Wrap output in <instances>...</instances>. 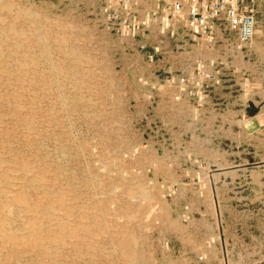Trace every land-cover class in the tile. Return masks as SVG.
I'll return each mask as SVG.
<instances>
[{
	"label": "rangeland",
	"instance_id": "rangeland-1",
	"mask_svg": "<svg viewBox=\"0 0 264 264\" xmlns=\"http://www.w3.org/2000/svg\"><path fill=\"white\" fill-rule=\"evenodd\" d=\"M248 3L245 49L121 35L105 0H0V264H264Z\"/></svg>",
	"mask_w": 264,
	"mask_h": 264
},
{
	"label": "built area",
	"instance_id": "built-area-1",
	"mask_svg": "<svg viewBox=\"0 0 264 264\" xmlns=\"http://www.w3.org/2000/svg\"><path fill=\"white\" fill-rule=\"evenodd\" d=\"M105 1L107 20L127 37L143 33L172 37L180 28L192 40L213 39L220 32L232 34L239 47L245 49L254 43L256 19L248 0ZM179 82L183 83L184 78Z\"/></svg>",
	"mask_w": 264,
	"mask_h": 264
}]
</instances>
